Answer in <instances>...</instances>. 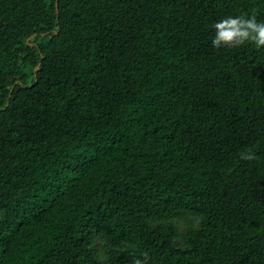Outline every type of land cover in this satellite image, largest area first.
Listing matches in <instances>:
<instances>
[{"label":"trees","instance_id":"16d2710c","mask_svg":"<svg viewBox=\"0 0 264 264\" xmlns=\"http://www.w3.org/2000/svg\"><path fill=\"white\" fill-rule=\"evenodd\" d=\"M240 15L0 0V264H264V48L212 44Z\"/></svg>","mask_w":264,"mask_h":264},{"label":"clouds","instance_id":"9594fccd","mask_svg":"<svg viewBox=\"0 0 264 264\" xmlns=\"http://www.w3.org/2000/svg\"><path fill=\"white\" fill-rule=\"evenodd\" d=\"M215 38L213 47L234 49L252 43L256 48H264V21H258L255 16H228L214 24ZM242 160H252L254 155L251 149L242 151ZM147 253L143 258L134 256L132 264H146Z\"/></svg>","mask_w":264,"mask_h":264},{"label":"water","instance_id":"95a60500","mask_svg":"<svg viewBox=\"0 0 264 264\" xmlns=\"http://www.w3.org/2000/svg\"><path fill=\"white\" fill-rule=\"evenodd\" d=\"M56 7H58V3H57V1H56ZM57 12H58V8H57Z\"/></svg>","mask_w":264,"mask_h":264}]
</instances>
